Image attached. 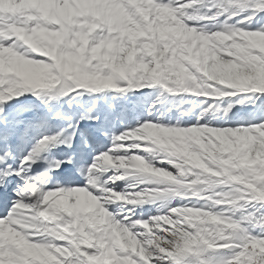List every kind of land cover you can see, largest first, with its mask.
I'll use <instances>...</instances> for the list:
<instances>
[{
	"label": "snow or ice",
	"instance_id": "obj_1",
	"mask_svg": "<svg viewBox=\"0 0 264 264\" xmlns=\"http://www.w3.org/2000/svg\"><path fill=\"white\" fill-rule=\"evenodd\" d=\"M0 264H264V0H0Z\"/></svg>",
	"mask_w": 264,
	"mask_h": 264
}]
</instances>
